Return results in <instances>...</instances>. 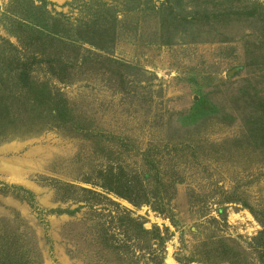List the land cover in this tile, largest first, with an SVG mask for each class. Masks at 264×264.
<instances>
[{"label":"rangeland","instance_id":"1","mask_svg":"<svg viewBox=\"0 0 264 264\" xmlns=\"http://www.w3.org/2000/svg\"><path fill=\"white\" fill-rule=\"evenodd\" d=\"M27 50L68 64L30 72L49 107L10 74ZM0 79V241L19 258L264 264V0H0ZM111 172L149 204L106 194Z\"/></svg>","mask_w":264,"mask_h":264},{"label":"trees","instance_id":"2","mask_svg":"<svg viewBox=\"0 0 264 264\" xmlns=\"http://www.w3.org/2000/svg\"><path fill=\"white\" fill-rule=\"evenodd\" d=\"M202 15H205L204 13H202ZM196 18V16H195ZM23 56L27 57L26 60L23 59H19V57L16 58V73H14L13 71L10 74H15L14 79H16L17 85L19 86V89L22 91H24L26 96H30L31 97V101L33 99V101H39V98L41 100L44 99V101H46L48 107L50 105L49 100L50 95H45L43 94L40 90L35 89V86L33 85V82L30 78V72L33 68H35L36 66L41 65L43 62L48 63V70L50 73L56 74L57 72H61V73H65L68 70V64L65 63L64 61H62L59 58H54V59H48V60H42V59H38L37 56L34 55V52L32 50H27V51H23L22 53ZM3 83V80L0 79V84ZM5 85V84H4ZM27 89V90H26ZM26 90V91H25ZM3 91V90H1ZM7 91V90H6ZM4 94H6L5 91H3ZM10 93L9 95H11L12 97H14V100H16V98H19V92H13ZM16 93L18 95H16ZM6 96V95H4ZM8 108H5L4 106H2L0 104V122L1 120L5 119L7 116H5V114L7 113ZM46 112V110H45ZM48 112V111H47ZM65 112H67L64 109H60L59 107H56L54 109H51V111H49V114H51L54 118V116L57 117V120L63 121L62 123L67 122V117L64 114ZM3 127L0 126V134L2 131ZM105 183L103 184V186H101V188L104 190V192L108 195H114L118 198L127 200L128 202H130L131 204H138V205H147L148 203V198H142L141 200H139V202H136L135 200H133L130 197V193H131V184L130 182H126L123 183V179L120 178L119 176L114 175V172L109 173L108 175H105ZM5 189H9L8 191L13 192L17 197H20V195H23V197H25L26 200L29 199L30 202H32L33 200V195L32 193H30L28 190H25L21 187H16V186H8V185H4ZM4 189V190H5ZM87 191V190H86ZM91 192V191H89ZM93 194L101 197L102 194H99L97 192H93ZM219 213H222V210L219 211ZM263 230L262 232H260L259 237L255 238V241H258V246L257 249H260L261 251H264V222H261ZM141 231L144 234H148V232L146 230H144L142 228L141 225ZM7 234H10L7 232ZM144 243V240H142V242H139L138 244H135L133 247L139 250H144L145 247L142 244ZM12 240H9L8 238H6L5 241H0V264H29V262H27V258L26 257H21L19 258L17 255H15V250H13L12 247ZM122 246H120L118 249H120ZM9 253V254H8Z\"/></svg>","mask_w":264,"mask_h":264}]
</instances>
